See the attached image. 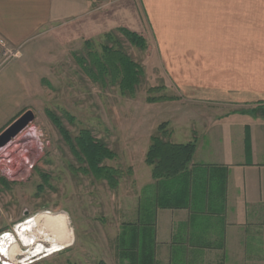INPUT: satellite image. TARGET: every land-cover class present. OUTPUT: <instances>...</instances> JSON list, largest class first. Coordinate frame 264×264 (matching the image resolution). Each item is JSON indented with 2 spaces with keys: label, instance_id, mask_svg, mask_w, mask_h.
Returning <instances> with one entry per match:
<instances>
[{
  "label": "crops",
  "instance_id": "crops-1",
  "mask_svg": "<svg viewBox=\"0 0 264 264\" xmlns=\"http://www.w3.org/2000/svg\"><path fill=\"white\" fill-rule=\"evenodd\" d=\"M96 1L0 0V36L26 47ZM114 13L95 19L102 33L145 36L161 82L181 89L170 139L197 145L186 171L156 179L149 134L119 234L153 225L157 264H264V0H128Z\"/></svg>",
  "mask_w": 264,
  "mask_h": 264
},
{
  "label": "rangeland",
  "instance_id": "rangeland-1",
  "mask_svg": "<svg viewBox=\"0 0 264 264\" xmlns=\"http://www.w3.org/2000/svg\"><path fill=\"white\" fill-rule=\"evenodd\" d=\"M109 1L104 9L98 8L105 2L99 0L83 15L61 21L51 34L20 48L19 55L0 68V133L25 111L36 115L24 131L0 148V240L4 233L12 234L22 250L17 259L28 258L25 264H122L117 239L122 212L136 199L134 167H149L143 160L149 134L158 133L164 123L169 132V120L181 118L176 114L181 102L172 103L180 98V85L161 82L158 59L148 47L131 44L117 27L102 33L103 25L95 19L115 14L128 0ZM108 32L115 33L111 44L121 42L144 67L145 77L134 97L124 95L119 86L94 82L78 63V56L87 55L86 40L101 50ZM153 96L173 99L167 105L160 104L167 100L150 103L148 97ZM50 113L61 118L72 137L89 130L115 152L116 157L105 163L122 171L117 188L79 169L81 164ZM25 159L32 160L29 173L21 179L13 177ZM6 165L14 171H6ZM48 215L65 218L73 241L50 256L30 257L27 252L32 246L21 244L18 227L38 218L33 232L48 247L51 242L46 237H53L55 231L45 228Z\"/></svg>",
  "mask_w": 264,
  "mask_h": 264
},
{
  "label": "trees",
  "instance_id": "trees-1",
  "mask_svg": "<svg viewBox=\"0 0 264 264\" xmlns=\"http://www.w3.org/2000/svg\"><path fill=\"white\" fill-rule=\"evenodd\" d=\"M117 31L122 33L131 44L146 49L147 39L144 35L121 26ZM115 33L105 34L107 43L101 50L94 48L91 39L86 40L87 55L78 56V63L94 82L107 86H119L127 96H136L145 77L144 67L129 55L123 45L113 42ZM152 90V89H151ZM173 99L172 97H148L150 103ZM53 123L59 128L71 151L81 164L79 169L84 174H92L97 179L105 180L111 188H117L122 171L109 166L106 160L116 157L115 152L104 142L96 139L91 131H81L72 137L61 118L50 113ZM165 124L158 128V133L151 137V145L146 154V162L153 167V177L166 179L186 171L193 160L196 142L174 143ZM168 124V123H167ZM249 142V139H248ZM118 252L122 264H157L155 255V228L151 224H125L118 235ZM100 264H107L102 261Z\"/></svg>",
  "mask_w": 264,
  "mask_h": 264
},
{
  "label": "bare ground",
  "instance_id": "bare-ground-1",
  "mask_svg": "<svg viewBox=\"0 0 264 264\" xmlns=\"http://www.w3.org/2000/svg\"><path fill=\"white\" fill-rule=\"evenodd\" d=\"M37 223L38 218L34 217L27 220L18 227V234L20 237L21 244L27 248L32 246L27 252V255H29L30 257H36L42 253H45L44 257L52 255L58 251L63 250V248L69 246L72 243V235L67 229L68 227L66 226V220L64 217H50L49 215L46 217L44 223L45 228L50 227L52 231L55 229L53 237H46L47 241L51 242V245L48 247L45 246L43 243L39 242L37 233L33 232V229L37 225ZM45 228H39L40 233H46L43 231V229L45 230ZM28 232L32 233L28 235ZM6 233H4L5 235L3 234L4 236L0 240V260L5 261V263L3 264H25L24 262L28 258L22 261L17 259V255L22 254V250L19 244L15 242L12 234Z\"/></svg>",
  "mask_w": 264,
  "mask_h": 264
},
{
  "label": "water",
  "instance_id": "water-1",
  "mask_svg": "<svg viewBox=\"0 0 264 264\" xmlns=\"http://www.w3.org/2000/svg\"><path fill=\"white\" fill-rule=\"evenodd\" d=\"M33 110H27L0 133V148L24 131L34 120Z\"/></svg>",
  "mask_w": 264,
  "mask_h": 264
},
{
  "label": "built area",
  "instance_id": "built-area-1",
  "mask_svg": "<svg viewBox=\"0 0 264 264\" xmlns=\"http://www.w3.org/2000/svg\"><path fill=\"white\" fill-rule=\"evenodd\" d=\"M20 53V48H14L12 47L7 40L0 36V68L7 63L10 59H12L13 56H18ZM26 157V156H24ZM32 160L31 161H27L25 159V165H23V168H21L20 170H18V172L15 173V175L13 177L16 178H24L26 176V174L29 173L30 168L32 167ZM8 169L13 170L11 168V166L6 165V171H8Z\"/></svg>",
  "mask_w": 264,
  "mask_h": 264
},
{
  "label": "flooded vegetation",
  "instance_id": "flooded-vegetation-1",
  "mask_svg": "<svg viewBox=\"0 0 264 264\" xmlns=\"http://www.w3.org/2000/svg\"><path fill=\"white\" fill-rule=\"evenodd\" d=\"M45 254V253H44ZM50 256V255H49ZM45 257H47V256H45Z\"/></svg>",
  "mask_w": 264,
  "mask_h": 264
}]
</instances>
